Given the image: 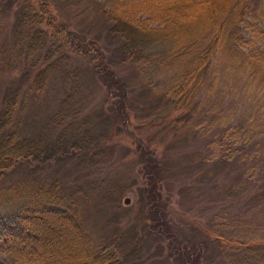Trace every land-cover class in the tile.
Instances as JSON below:
<instances>
[{"label":"rangeland","instance_id":"obj_1","mask_svg":"<svg viewBox=\"0 0 264 264\" xmlns=\"http://www.w3.org/2000/svg\"><path fill=\"white\" fill-rule=\"evenodd\" d=\"M113 2L48 0L74 41L97 44L99 73L48 41L30 54L33 0H0V108L14 98L12 128L47 148L0 178V202L21 186L56 187L120 264H264V77L244 58L264 51V19L240 26L180 106L170 92L183 68L125 61L103 13ZM54 61L35 94L36 71ZM221 237L253 242L255 255L229 254Z\"/></svg>","mask_w":264,"mask_h":264},{"label":"trees","instance_id":"obj_2","mask_svg":"<svg viewBox=\"0 0 264 264\" xmlns=\"http://www.w3.org/2000/svg\"><path fill=\"white\" fill-rule=\"evenodd\" d=\"M103 13L112 24L109 34L120 42L118 49L125 61L144 68H183L170 92L172 101L181 106L187 90L204 82L210 62L222 47L238 43L240 26L251 28V22L264 19V0H114L112 9H103ZM28 14L30 54L48 41L55 53L65 49L94 62L99 73L107 69L97 44L74 41V35L55 22L48 0H33ZM244 58L252 76L264 77V51L256 50ZM56 62L36 71L32 80L35 94L44 89ZM4 103L0 108V178L20 165L43 160L47 153L40 135L21 136L12 128L14 98H5ZM19 189L12 201L0 202V264H120L113 251L94 248L74 207L58 195L56 187L41 184ZM216 240L228 253L255 255L253 242Z\"/></svg>","mask_w":264,"mask_h":264},{"label":"water","instance_id":"obj_3","mask_svg":"<svg viewBox=\"0 0 264 264\" xmlns=\"http://www.w3.org/2000/svg\"><path fill=\"white\" fill-rule=\"evenodd\" d=\"M130 202H131V199H130L129 197H126V198L123 200V204H124L125 206H128V205L130 204Z\"/></svg>","mask_w":264,"mask_h":264}]
</instances>
